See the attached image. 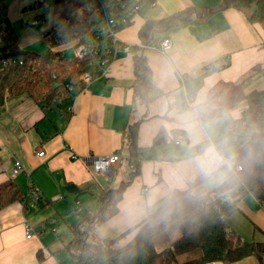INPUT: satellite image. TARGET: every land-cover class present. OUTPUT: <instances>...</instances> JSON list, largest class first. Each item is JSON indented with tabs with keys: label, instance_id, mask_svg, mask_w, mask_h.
Wrapping results in <instances>:
<instances>
[{
	"label": "crops",
	"instance_id": "1",
	"mask_svg": "<svg viewBox=\"0 0 264 264\" xmlns=\"http://www.w3.org/2000/svg\"><path fill=\"white\" fill-rule=\"evenodd\" d=\"M33 1H8L10 21L13 23V17L20 11L19 16L24 21L34 26L44 23V8H28ZM75 2L70 11L78 16L86 15L93 8L87 0ZM220 2L149 0L146 7L150 5L151 8L119 31L121 49L115 53L109 74L91 80L74 100L63 105L71 113L69 119L56 106L43 110L41 104L24 95L9 97L0 105V185L13 181L23 195L21 201L0 207V264H64L59 254H67L64 245L71 238L69 226L77 219L70 216L67 205L75 196L70 195L66 187L74 184L83 195L90 192L95 195L99 193L94 189L99 188L96 185L102 187V193L117 177L126 179L129 168L124 158L109 176L94 172L92 158L120 151L122 134L130 117L140 118L146 110L148 115H156L140 125L139 174L124 192L118 213L97 229L100 238L122 235L169 200L174 190L186 188L203 174L194 163L200 146L193 145V138L177 120V115L193 110L197 101L203 102L209 89L219 81L243 82L246 93L264 88V28L260 24H250L248 12L227 9L205 22L191 20L167 32L156 31L150 45L143 47L154 80L148 107H135L133 53L124 47L142 46L139 32L150 20L163 19L190 6H216ZM36 9L38 11H34ZM58 16L62 22L67 12ZM34 21L42 22L34 24ZM29 30L25 31L27 36ZM166 37L173 41V47L162 53L156 46ZM26 44L24 34L20 46L25 49ZM59 48L62 47L54 49ZM216 61L221 68L202 77V69ZM258 65L261 70L251 75ZM244 107L242 104L230 114L218 117L220 119L199 117L200 134L218 144L225 136L229 116L237 118ZM160 130H165L169 138L163 145L155 146L153 139ZM220 150L228 165L208 178V190L221 184L233 172L231 161L235 148ZM40 152H44L43 157L39 156ZM16 160L20 161L22 171L12 178ZM34 191L39 194L37 200ZM83 201L88 205L86 197ZM77 208L70 210L75 213ZM226 221L244 240L264 242V205L254 197L243 198L238 210ZM27 225L35 230L30 239L26 238ZM39 253L43 258L41 262ZM234 264L258 262L254 257H247Z\"/></svg>",
	"mask_w": 264,
	"mask_h": 264
},
{
	"label": "trees",
	"instance_id": "2",
	"mask_svg": "<svg viewBox=\"0 0 264 264\" xmlns=\"http://www.w3.org/2000/svg\"><path fill=\"white\" fill-rule=\"evenodd\" d=\"M44 4V0H35L28 8L45 9ZM150 8V5L144 7L142 15ZM227 9L248 12L250 24L264 28V0H221L216 6H190L145 23L139 32L142 46L129 49L134 61L132 88L136 108L148 107L154 88L152 72L143 54V47L150 45L151 36L156 31L167 32L191 20L205 22ZM93 13L94 7L82 16L70 12L58 27L48 30L44 37L49 47L37 53L20 46V36L9 19L8 0H0V105L9 97L24 95L41 104L43 110L56 106L69 119L71 113L63 105L84 89V76L92 73V68L89 58H78L66 52L101 31L96 22L98 17ZM5 59L18 62L3 66ZM220 68L216 61L204 67L200 75L203 77ZM260 70V65L255 66L251 75ZM243 85V82L219 81L195 107L199 117L212 120L245 104L237 118L229 116L225 136L217 144L220 149L235 148L232 174L212 190L206 188L209 177L201 174L186 188L174 190L169 200L136 226L116 238L102 239L97 229L118 213L124 192L139 174L140 125L156 115L150 116L146 110L140 118H129L118 151L128 164L129 179L105 188L98 196L96 210L88 209L86 202H81V212L69 226L71 238L64 245L73 260L71 264H234L247 257L264 264V242L244 240L226 221L247 196L264 205V88L246 93ZM168 138L165 130H160L153 145H163ZM237 166L241 170H237ZM22 199V192L13 181L0 185V207ZM129 235L131 238L121 243ZM38 258L40 262L43 260L41 253Z\"/></svg>",
	"mask_w": 264,
	"mask_h": 264
},
{
	"label": "built area",
	"instance_id": "3",
	"mask_svg": "<svg viewBox=\"0 0 264 264\" xmlns=\"http://www.w3.org/2000/svg\"><path fill=\"white\" fill-rule=\"evenodd\" d=\"M94 7V15H97V23L100 25V32L92 35L89 39L80 43L74 49V55L78 58H89L92 73H87L84 76L85 83H89L93 79H102L106 77L111 69V65L116 51L121 47L118 33L120 30L130 26L135 18L142 15V9L146 7L149 0H87ZM42 21H34V24H39ZM162 53L169 52L173 47V41L166 37L163 38L156 46ZM129 50L130 47H124ZM121 49V48H120ZM18 60L10 59L3 60V66H12ZM40 157L44 156V152L39 153ZM122 159L120 153L116 152L112 155L92 158V168L98 175L109 176L113 173L114 167ZM237 170H241L237 166ZM22 171L20 161H15L11 171V177L16 178ZM35 200L39 198L37 191H34ZM79 206L75 213L81 212ZM26 238L30 239L35 233V230L29 225L26 226ZM43 231L44 228L42 227Z\"/></svg>",
	"mask_w": 264,
	"mask_h": 264
},
{
	"label": "rangeland",
	"instance_id": "4",
	"mask_svg": "<svg viewBox=\"0 0 264 264\" xmlns=\"http://www.w3.org/2000/svg\"><path fill=\"white\" fill-rule=\"evenodd\" d=\"M9 2H11V0H8ZM80 2L81 0H77V2ZM74 4H76L75 0H60L59 2H57V0H45V11L43 13V21L44 23L39 24V25H32V23L29 21H24L23 18H21L20 15V11L17 12L16 16L13 17V25L16 28L20 38L23 37V35L25 34V39L27 41V44L25 45V49L26 50H31V51H35L37 53H41L44 52L48 47V41L47 39L44 37V35L48 32L49 29H51L53 26L54 27H58L59 22H60V17L58 16L59 14H64L67 12V15L71 12V8L74 6ZM39 9V8H38ZM38 9L34 10V11H38ZM28 11H30L29 9H26ZM19 16V17H18ZM29 30V35H26V30ZM53 48H57V47H53ZM69 55H74V49L70 48L67 50V52ZM221 117V116H219ZM220 119V118H218ZM220 121V120H219ZM220 125V123H219ZM126 165V164H125ZM127 167V166H126ZM120 177V176H119ZM125 180L122 178H116L114 182H112V186L115 187L117 186L118 182H121V180L123 181H127L129 179V175H125ZM97 187H94V189L99 192L97 194L101 193L102 187L99 185H96ZM95 191V192H96ZM67 193V192H66ZM94 193L90 192L89 194H84L83 195V200L86 197L89 200V208L91 210H95L97 209V207L99 206L98 203V195ZM71 195V194H70ZM89 195V196H88ZM75 198H71L70 200V205L71 207L75 208V207H79V205L81 204V202H84L83 200L80 201V203H76L74 201ZM87 204V203H85ZM70 205H67V207L69 208V213H71L70 216H72L74 218V220L77 218L75 213H73L70 209ZM84 205V204H83ZM87 207V206H86ZM88 208V209H89ZM68 242V241H67ZM59 256H61V261L64 264H71V261H73L69 255H67L65 252L60 253ZM59 259V257H58Z\"/></svg>",
	"mask_w": 264,
	"mask_h": 264
},
{
	"label": "clouds",
	"instance_id": "5",
	"mask_svg": "<svg viewBox=\"0 0 264 264\" xmlns=\"http://www.w3.org/2000/svg\"><path fill=\"white\" fill-rule=\"evenodd\" d=\"M199 103L200 101H197V104ZM177 120L193 138V145L200 146L194 157V163L206 177L213 176L221 168L228 165V161L218 145L210 137L200 134L202 125L199 119V110L195 106L193 110L179 113Z\"/></svg>",
	"mask_w": 264,
	"mask_h": 264
},
{
	"label": "water",
	"instance_id": "6",
	"mask_svg": "<svg viewBox=\"0 0 264 264\" xmlns=\"http://www.w3.org/2000/svg\"><path fill=\"white\" fill-rule=\"evenodd\" d=\"M66 191L75 196L74 201L77 203L79 202L80 197L83 195V192H81V190L75 186L74 184H71L69 186L66 187Z\"/></svg>",
	"mask_w": 264,
	"mask_h": 264
}]
</instances>
